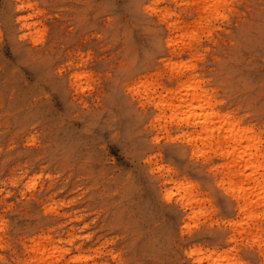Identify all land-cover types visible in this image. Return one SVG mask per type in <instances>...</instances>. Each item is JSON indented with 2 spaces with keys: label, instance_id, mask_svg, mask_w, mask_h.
<instances>
[{
  "label": "rangeland",
  "instance_id": "rangeland-1",
  "mask_svg": "<svg viewBox=\"0 0 264 264\" xmlns=\"http://www.w3.org/2000/svg\"><path fill=\"white\" fill-rule=\"evenodd\" d=\"M198 1L0 0V264H264V208L241 211L228 161L169 138L139 89L165 96L187 55L264 149V0H223L202 28ZM185 32L198 57L161 46Z\"/></svg>",
  "mask_w": 264,
  "mask_h": 264
},
{
  "label": "bare ground",
  "instance_id": "bare-ground-1",
  "mask_svg": "<svg viewBox=\"0 0 264 264\" xmlns=\"http://www.w3.org/2000/svg\"><path fill=\"white\" fill-rule=\"evenodd\" d=\"M199 1L203 2V0ZM224 3L223 0H211L208 2V7H201L198 18L199 27L211 24L210 20L218 14ZM208 11L209 19L205 18ZM163 15L169 18L173 13L166 10ZM172 27L174 28L175 25ZM198 33L189 32L188 34L185 32L174 40L166 38L161 46L168 49L171 55L186 48L192 51V57H198L197 54L201 47ZM208 33L212 36L213 30H208ZM186 56L181 54V57L169 58L171 70L166 79H170L171 84L165 90V96L161 93L156 96L157 93L147 82H145L147 86H144V83L139 87V89H144L142 92L144 98L154 107L155 123L164 122L166 125L164 130L171 139H173L170 134L171 129L175 128L180 131L185 127V130H181L177 138L183 139L193 154L208 155L213 151L215 156H220L228 161L224 166L228 172L225 175L230 179L228 182L230 190L235 194L232 196V200L237 204L243 203L240 206L241 211L253 213V209L264 208V149L260 148L262 138L255 135L252 127H244L241 120H236L218 109V103L213 102L211 91L202 86V77L196 71V67L191 65L192 61L185 62L191 58ZM177 61H181V63L175 64L174 62ZM181 69L188 72H181ZM164 187L168 190L167 183ZM176 189L178 192L184 193L179 200L183 209L194 210L199 200L194 195L193 185L178 184ZM167 199L170 201V196ZM258 220L259 215L252 214L247 216L244 222L247 224L258 222ZM240 225L238 223L233 226L239 227ZM259 229L256 228L255 231L258 232ZM249 233L252 235L255 233L252 227L249 229ZM194 254H199V251H193L192 255ZM209 254V258L214 259L213 264H233L230 253L215 254L210 252Z\"/></svg>",
  "mask_w": 264,
  "mask_h": 264
}]
</instances>
